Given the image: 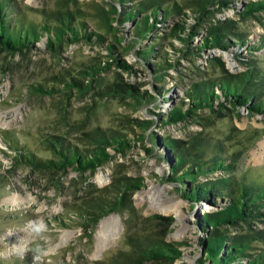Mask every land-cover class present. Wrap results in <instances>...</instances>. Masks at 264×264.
I'll return each instance as SVG.
<instances>
[{
    "label": "rangeland",
    "instance_id": "374dc122",
    "mask_svg": "<svg viewBox=\"0 0 264 264\" xmlns=\"http://www.w3.org/2000/svg\"><path fill=\"white\" fill-rule=\"evenodd\" d=\"M14 1L24 16L35 22L43 21L42 9L69 7L74 11L79 10L90 29L101 31L107 40L115 43L121 57L132 68L123 69L112 63L109 69L95 76L94 86L112 80L117 72L123 81L138 84L149 92H154V86L163 85L168 89L166 93L171 102L160 105L161 101L157 97L155 102L134 106L117 96H99L91 88L69 89L57 81L58 77L78 74L98 60H111L107 48L98 43L72 42L65 44L60 53L53 54L44 47L43 37L37 48L14 54L1 51L0 264H165L142 261L137 256L138 242L156 235L158 224L151 217L155 213L174 216L166 240L185 241L180 246L181 256L173 264H198L200 254L196 241L199 232L195 220L203 210L214 207L203 204L192 208L191 203L180 195L177 189L179 183L165 178L168 165L159 156L160 145L154 147L153 132L156 137L183 139L197 135L209 139L210 144L220 140L226 152L236 156V175L247 166H257V169L264 171V112L251 113L245 106H239L237 109L225 110V116L216 118L203 109L200 112L202 118H199L202 125L195 121H182L158 126L153 111L166 109L171 103L177 102L184 96L191 81L202 77H219L222 70L207 61L212 56H219L224 68L231 73L246 70L249 64L264 73V45L255 50H246L247 44H253L264 36V22L260 23L252 17L239 19L236 11L248 0H235L236 6L232 4L224 8L222 12L216 13V17L237 20V29L247 36L244 51L232 45L224 51L210 48L200 56L191 54L186 57L169 52L170 44L183 47L179 38L169 35L172 21L180 18L192 23L195 21L193 11L183 6L184 15L170 16L164 23L166 26L156 29L146 40L154 38L159 50L168 51L171 58L168 61L174 63L165 77L154 78L150 71L143 69L134 53V49L140 47L138 38L142 40L147 35L146 30H140L137 38H132L127 33L131 24H117L114 20L113 27H109L111 30L107 29L108 20H112L107 19V15L111 16L109 4L114 0ZM177 1L182 4L185 2ZM201 34L193 40L198 41ZM236 51L241 53L236 54ZM79 77L83 79L84 76L79 74ZM36 82L47 87L55 86L58 90L51 93L30 92L28 84ZM129 118H150L153 123L145 128L139 127L127 123ZM96 125L121 128L131 135L133 132H143L147 140L136 142L129 150L114 154L110 160L89 173L79 172L71 166L64 171L41 170L14 161L15 151L8 147L1 134V130L10 131L19 144L25 145L23 148L26 152L53 157L47 141L52 139V135L63 134L70 143L83 147L87 144L82 140L83 131ZM143 146L154 148L148 153ZM123 176L142 178L141 187L132 191V207L114 209L101 216L89 212L87 200H111L115 197L116 178ZM170 203L173 211H165ZM107 217L118 218V229L114 237H108L105 244L98 246L97 233L101 221ZM102 227L106 235L113 229L111 223H105ZM177 230L180 236L175 235ZM65 232L70 233L66 239L63 236ZM8 233L11 235L9 238ZM18 242L21 245L16 248ZM258 246L263 250L264 241Z\"/></svg>",
    "mask_w": 264,
    "mask_h": 264
},
{
    "label": "trees",
    "instance_id": "16d2710c",
    "mask_svg": "<svg viewBox=\"0 0 264 264\" xmlns=\"http://www.w3.org/2000/svg\"><path fill=\"white\" fill-rule=\"evenodd\" d=\"M114 1L109 4L108 11L111 16L107 15V19L112 20H108L107 29L113 27L114 20L117 24H131L127 33L132 38H137L140 30H146L147 35L142 40L138 38L140 47L134 49V53L143 69L150 71L154 78L165 77L167 70L174 63L168 61L171 59L168 51L159 50L158 42L154 38L146 40L156 29L166 26L164 23H167L170 16L184 15L183 6L193 11L195 21L192 23L185 18L172 21L169 35L179 38L183 47L170 44L169 52L186 57L191 54L200 56L210 48L224 51L233 45L243 50L247 44V36L237 29V20L232 17H216L217 12L234 5L235 0H185L184 4L177 0ZM79 12L69 7L42 9L43 21L35 22L24 16L14 0H0V52L22 53L35 48L43 37L44 47L53 54L60 53L65 44L72 42L98 43L107 48L111 60H98L78 74L58 77L57 81L69 89L91 88L99 96H117L134 106L155 102L157 97L161 101L160 105L171 102L166 93L168 89L163 85L154 86V92H149L147 89H141L138 84L123 81L117 72L112 80L98 87L94 86L95 76L109 69L112 63L123 69L132 67L121 57L115 43L107 40L101 31L90 29ZM263 13L264 0H248L236 11L239 19L252 17L260 23L264 22ZM198 34H201V37L195 42L193 38ZM262 45L264 36L253 44H247L246 50H255ZM237 53L241 52L236 51ZM207 61L220 68L222 74L219 77H202L191 81L184 91V96L177 102L171 103L166 109L153 111L154 121H158V126L182 121H195L202 125L203 122L199 118H202L200 112L203 109H207L210 116L216 118L225 116V110L237 109L239 106H245L251 113L264 112L262 70L248 63L246 70L231 73L224 68L219 56H212ZM238 61L241 59L238 58ZM79 74L84 76L83 79ZM28 89L30 92L40 93L58 90L55 86L47 87L40 82L28 84ZM126 122L145 128L153 123V119L129 118ZM1 134L8 147L15 151L14 161L27 163L41 170L64 171L71 166L79 172L89 173L110 160L114 154L129 150L136 142L147 140L143 132H133L131 135L121 128L96 125L83 131L82 140L87 142L83 147L70 143L63 134L52 135V139L47 141L53 151V157H42L26 152L23 148L25 145L19 144L12 132L1 130ZM153 134L154 147L160 145L159 156L168 165L165 178L179 183L177 189L180 195L191 203L192 208L203 204L214 207L203 210L195 220L199 232L196 244L200 255L197 263L264 264V248L261 250L258 246V243L264 241V171L257 169V166H247L236 175V156H230L220 140H214V143L210 144L209 139L197 135L183 139L171 136L156 137V133ZM143 147L148 153L154 148ZM116 181L115 197L109 201L88 199L86 206L89 212L101 216L114 209L132 207V191L141 187L142 178L123 176L116 178ZM87 217L97 220L92 216ZM151 217L158 224L156 235L138 242L137 256L142 261L173 264L181 256L180 246L185 243L166 240L174 216L155 213Z\"/></svg>",
    "mask_w": 264,
    "mask_h": 264
},
{
    "label": "bare ground",
    "instance_id": "6f19581e",
    "mask_svg": "<svg viewBox=\"0 0 264 264\" xmlns=\"http://www.w3.org/2000/svg\"><path fill=\"white\" fill-rule=\"evenodd\" d=\"M176 208V207H175ZM165 211H173V207H172V203H170L168 206H166L165 207V209H164ZM105 223H111L112 224V227H113V229L111 230V232H110V234L109 235H106V234H104V231H103V225L105 224ZM107 226H108V224H107ZM109 228L111 227V226H108ZM105 229H107V227H105ZM117 229H118V218L117 217H114V218H112V217H107V218H105V219H103L102 221H101V224H100V228H99V232L97 233V236H98V246H101V245H103V244H105L104 243V241L105 240H108L109 238H112V237H114V234H115V232L117 231ZM9 235H10V233H8L7 234V236H8V238H9ZM70 235V233L69 232H65L64 234H63V236L65 237V239L68 237ZM106 235V236H105ZM175 235L176 236H180V231L179 230H177L176 232H175ZM11 236V235H10ZM109 237V238H108ZM18 245H21V243H16L15 244V246H16V248H18Z\"/></svg>",
    "mask_w": 264,
    "mask_h": 264
},
{
    "label": "built area",
    "instance_id": "2783aa9c",
    "mask_svg": "<svg viewBox=\"0 0 264 264\" xmlns=\"http://www.w3.org/2000/svg\"><path fill=\"white\" fill-rule=\"evenodd\" d=\"M205 63V62H204ZM204 63H201V64H204Z\"/></svg>",
    "mask_w": 264,
    "mask_h": 264
}]
</instances>
